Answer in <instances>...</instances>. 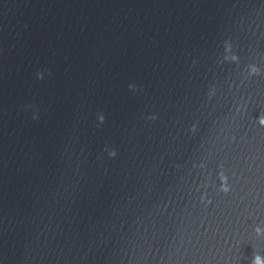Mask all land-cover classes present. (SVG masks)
<instances>
[{
  "label": "clouds",
  "instance_id": "obj_1",
  "mask_svg": "<svg viewBox=\"0 0 264 264\" xmlns=\"http://www.w3.org/2000/svg\"><path fill=\"white\" fill-rule=\"evenodd\" d=\"M223 47H224V55L221 58L220 62L222 63V62L228 61V62H232V63H238L239 62V56L233 52V45H232L231 41L230 40L225 41ZM247 71H248V75L251 76V75L260 74L261 69L258 68L255 64H252V65L248 66ZM43 78H44V72H42V71L38 72L37 73V79L42 80ZM129 88H130V90H133V91L136 90L135 85L130 84ZM213 92H214V89H213V91L209 92V97H211ZM156 118L157 117L155 115L149 117V119H156ZM98 120H99V122L103 123L104 116L102 114L98 115ZM258 122L261 126H264V117L259 118ZM191 130L194 132L196 130L195 126H193ZM108 155L110 158H114L117 155L116 150L115 149L109 150ZM221 180L224 181V183L221 185L220 190L227 193L229 191V188H228L227 182H226L227 178L225 176L221 175ZM259 232H260V230L257 229L258 234H259Z\"/></svg>",
  "mask_w": 264,
  "mask_h": 264
}]
</instances>
